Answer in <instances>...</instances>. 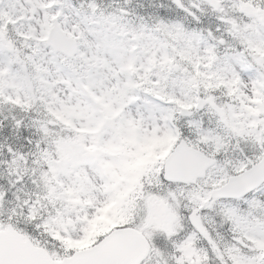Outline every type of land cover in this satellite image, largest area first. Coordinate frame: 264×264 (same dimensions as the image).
Here are the masks:
<instances>
[{
  "label": "snow or ice",
  "instance_id": "6c2138e0",
  "mask_svg": "<svg viewBox=\"0 0 264 264\" xmlns=\"http://www.w3.org/2000/svg\"><path fill=\"white\" fill-rule=\"evenodd\" d=\"M0 264H264V0H0Z\"/></svg>",
  "mask_w": 264,
  "mask_h": 264
}]
</instances>
